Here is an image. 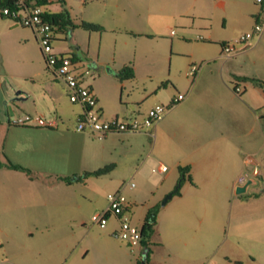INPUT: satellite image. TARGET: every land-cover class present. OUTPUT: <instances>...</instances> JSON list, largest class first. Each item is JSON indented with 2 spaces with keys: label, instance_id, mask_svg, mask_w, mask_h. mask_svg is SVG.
<instances>
[{
  "label": "crops",
  "instance_id": "0c3cea01",
  "mask_svg": "<svg viewBox=\"0 0 264 264\" xmlns=\"http://www.w3.org/2000/svg\"><path fill=\"white\" fill-rule=\"evenodd\" d=\"M134 1L65 0L73 24L87 35L76 34L75 26L56 30L54 41L72 32L74 43L53 48L89 69L84 84L92 88L102 118L141 119L157 104L169 106L140 131L96 139L77 130L82 107L70 102L64 83L46 68L34 31L21 25L28 31L21 37L32 43L35 58L26 57L22 64L27 74L10 75L22 80L14 95L17 85L8 89L3 80L9 74L0 72L5 98L0 111V264H138L144 242L130 248L113 238L117 217L110 216L105 228L90 221L106 207L107 193L116 190L127 196L125 216L137 227L148 209L159 207L146 264H264V28L258 37L236 44L229 57L222 54L224 42L252 31L256 22L264 26V0H148V15L163 16L155 24L159 32L146 26L148 16L144 23L139 12L134 17ZM53 3L62 9L58 0H46L44 12L61 10ZM231 8L239 11L230 19ZM182 13H218L227 31L213 36L209 23L180 24ZM82 21L102 29L87 30ZM199 31L205 36L196 34V48L176 57L180 40ZM133 35H161L169 41L170 56L163 41L161 56L147 51L141 61ZM193 63L198 69L190 76ZM124 66L133 68V77L116 76ZM237 83L240 94L233 91ZM178 93L184 98L172 104ZM25 114L31 117L28 123H14ZM247 156L252 163H245ZM9 162L29 172L6 166ZM110 164L104 174L75 180ZM180 167L186 170L179 193L161 204L176 189ZM244 170L250 182L237 193L242 185L236 180Z\"/></svg>",
  "mask_w": 264,
  "mask_h": 264
},
{
  "label": "built area",
  "instance_id": "2783aa9c",
  "mask_svg": "<svg viewBox=\"0 0 264 264\" xmlns=\"http://www.w3.org/2000/svg\"><path fill=\"white\" fill-rule=\"evenodd\" d=\"M10 6H4L1 13L13 19L15 22L23 26L31 28L40 45L41 52L44 56L47 69L52 73L56 80L64 83L67 89V95L72 103H76L82 107V112L77 119L76 129L79 131L87 130L94 138L102 139L111 132L123 131H140L153 125L158 121L169 106L157 104L150 108L146 115L139 119L131 117L121 119L118 117L112 119H104L97 107V98L92 88L84 84L85 76L89 73V69H82L78 66L76 60H72L71 56L66 53H57L53 48L55 39V27L43 16L44 10L42 3L45 0H10ZM260 2L261 0H257ZM263 24L256 22L253 30L241 34L235 41H228L222 44V54L229 57L235 52L236 44L244 43L254 36H259L263 31ZM198 65L193 63L190 65L188 75L192 76L196 73ZM233 91L236 94L242 92L239 84H234ZM184 98L182 93H178L172 101L175 104ZM30 115L14 119V123L26 124L30 121ZM41 122H43L41 120ZM45 124V123H44ZM251 157L245 158V163H252ZM165 165L160 166V170H166ZM250 172L244 170L236 180L238 185H245L249 178ZM134 182H130L129 186L133 187ZM107 205L99 212L91 215L92 224L105 228L110 216L118 218V226L112 230L111 236L121 242L127 244L130 248H134L141 242V232L139 227L130 223L125 213L128 209V198L122 190L108 192L106 195Z\"/></svg>",
  "mask_w": 264,
  "mask_h": 264
},
{
  "label": "rangeland",
  "instance_id": "374dc122",
  "mask_svg": "<svg viewBox=\"0 0 264 264\" xmlns=\"http://www.w3.org/2000/svg\"><path fill=\"white\" fill-rule=\"evenodd\" d=\"M162 1V0H161ZM248 2H250L251 0H247ZM136 4H133L134 6H132V12L134 17L138 16V12L139 14L143 15V18L141 20H143V23L146 22V16H148V20L149 24H146V26H150V30H153L152 32H159V28L157 27V24L160 25L161 23V19L163 18V16H158L160 18H157L156 16L154 17L149 16L148 15V7L146 6V4L148 3V0H135L134 1ZM53 8L60 10L61 6L58 3H53ZM68 8V7H67ZM75 8V7H74ZM0 8V12H1ZM70 10V8H68ZM75 11H78L77 9H74ZM239 9L234 10V9H230V15H228V17L231 19V15H233V12L235 14H237L236 12H238ZM182 17H180V20L182 23L180 24H190V25H194L197 26V24H203L209 23V27L210 29L212 28L211 32L213 33V36L218 35L219 33H221L223 30H225V28H223L222 26V18L218 13H210L209 15H201L202 13H200L199 15H196L195 17H192V15H186L185 13H182ZM242 14V11H241ZM158 19V20H157ZM165 19H167L165 17ZM139 20V19H138ZM137 20V21H138ZM158 21V22H157ZM13 25L14 27H12L11 30H9L8 26ZM173 29H175V27H172ZM233 28L234 26L231 25V23H229L228 25V29L231 31V33H233ZM176 30V29H175ZM236 30V29H235ZM75 31L76 34H79L81 30V28L78 27V25H75ZM227 30H225L224 32H226ZM23 33V35L25 36L26 33H28L27 28H23V26H21L20 23H16L14 20L8 18V17H1L0 16V40H1V45H0V72L4 71L5 73L9 74L8 77L6 79H4V84H7L6 87H8V89H10L12 91V88H16L15 85H17L16 90L13 92V95L15 94V92H17L20 89V84L22 83V80H20L18 77H12L10 75H17V74H27L28 72H26L25 70V66L28 62V58L26 57H30L32 56L31 53V49H32V43L28 42V41H24V39H22L21 34ZM82 33H85V35H87L85 31H83ZM155 34V33H153ZM196 34H201L202 36H205V33L203 31H199V33H193L191 35V37L187 38V39H183L180 40V44L177 45L179 46V52L177 54H175L176 57L179 58H184L185 54H187V52H189L192 49L196 48V37L198 35ZM119 35V34H118ZM61 37H58L56 41H53V47H61L64 48L66 46H73L74 43V36H72V32H67V34L65 36L61 35ZM66 37V38H65ZM133 43H134V48L137 49V52L139 54H141V50H142V55H137V58H139L141 61L143 58V56L147 55L146 52L148 51V55H151L152 57H154L155 55L157 56H161V54H159V50H162V46L161 43L164 42H168V44L166 45V55L169 57L170 56V45H169V41L164 40L163 37H161V35H155L153 37H146V36H141V35H133ZM251 40V39H249ZM36 45L38 47V49L40 48V45L38 42H36ZM35 47V44H34ZM3 54V56H2ZM41 55V53H40ZM34 57V56H32ZM37 57V56H36ZM42 57V56H41ZM2 58V59H1ZM35 58V57H34ZM7 59L5 61V66H2V60ZM26 60V61H24ZM165 66L166 68H168L169 66V60L168 58L165 61ZM22 64H25L22 65ZM144 65V64H143ZM31 68V66L29 67ZM28 83H31V80L28 79ZM10 91V92H11ZM12 95V96H13ZM4 97L1 96L0 93V111L3 112L4 110ZM152 264H161L158 260H155Z\"/></svg>",
  "mask_w": 264,
  "mask_h": 264
},
{
  "label": "trees",
  "instance_id": "16d2710c",
  "mask_svg": "<svg viewBox=\"0 0 264 264\" xmlns=\"http://www.w3.org/2000/svg\"><path fill=\"white\" fill-rule=\"evenodd\" d=\"M46 2V0L42 3L44 4ZM58 2L62 5V9L58 12H49V11H45L44 12V17L55 27V31L56 30H65V31H69L70 28H73L75 25L73 24L70 14L68 12V10L64 7L65 5V0H58ZM11 5V1L10 0H0V8L4 7V6H10ZM2 14V13H1ZM3 15V14H2ZM80 26H82L83 28L87 29V30H101L102 27L99 24L96 23H92V22H88V21H82L80 23ZM68 55L71 56L72 60H75V56L69 53H66ZM45 60V59H44ZM46 64V62H45ZM47 68V66H46ZM134 75V71L133 68L131 66H124L122 67L120 70H118L116 72V76L119 79H125V78H131ZM6 166L10 167V168H15V169H20V170H24L29 172L28 169L17 165V164H13V163H7L5 164ZM113 167V165H105L93 172H84L82 175L80 176H76L75 180H79L82 181L84 178H86L89 175H101L104 174L106 172H108L109 170H111ZM186 168L180 167L179 168V172H180V176L176 185V189L174 191H172V194H178L179 193V187L180 184L183 181V177H184V173H185ZM61 179H63L66 182H71V177H61ZM159 207H152L150 209H148V211L145 214L144 220L142 225L139 227L140 232H141V241L144 242V254L142 259L138 262V264H146L149 258V252H150V248L148 246V242H149V238L154 230V225L156 224V215L158 212Z\"/></svg>",
  "mask_w": 264,
  "mask_h": 264
},
{
  "label": "water",
  "instance_id": "95a60500",
  "mask_svg": "<svg viewBox=\"0 0 264 264\" xmlns=\"http://www.w3.org/2000/svg\"><path fill=\"white\" fill-rule=\"evenodd\" d=\"M250 181H248L245 185H243L242 187H240V188H238L237 189V193H239V192H243L244 190H245V188H246V186H247V184L249 183ZM171 195H172V193H168L164 198H163V200L161 201V204H164L166 201H167V199H169L170 197H171Z\"/></svg>",
  "mask_w": 264,
  "mask_h": 264
}]
</instances>
